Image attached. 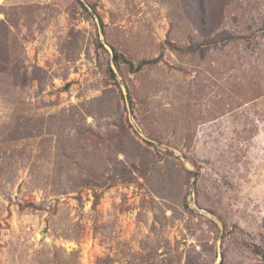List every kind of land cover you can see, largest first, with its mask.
I'll list each match as a JSON object with an SVG mask.
<instances>
[{"label": "rangeland", "instance_id": "374dc122", "mask_svg": "<svg viewBox=\"0 0 264 264\" xmlns=\"http://www.w3.org/2000/svg\"><path fill=\"white\" fill-rule=\"evenodd\" d=\"M264 0H0V264H264Z\"/></svg>", "mask_w": 264, "mask_h": 264}, {"label": "trees", "instance_id": "16d2710c", "mask_svg": "<svg viewBox=\"0 0 264 264\" xmlns=\"http://www.w3.org/2000/svg\"><path fill=\"white\" fill-rule=\"evenodd\" d=\"M263 258H264V254H263Z\"/></svg>", "mask_w": 264, "mask_h": 264}]
</instances>
